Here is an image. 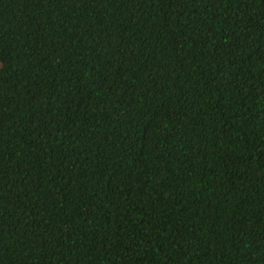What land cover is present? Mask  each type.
Listing matches in <instances>:
<instances>
[{"label": "trees", "instance_id": "trees-1", "mask_svg": "<svg viewBox=\"0 0 264 264\" xmlns=\"http://www.w3.org/2000/svg\"><path fill=\"white\" fill-rule=\"evenodd\" d=\"M0 264H264V0H0Z\"/></svg>", "mask_w": 264, "mask_h": 264}]
</instances>
